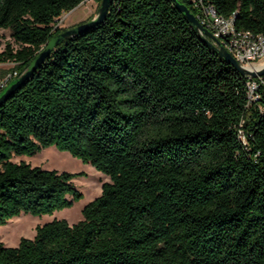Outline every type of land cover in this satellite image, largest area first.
<instances>
[{
  "label": "trees",
  "instance_id": "1",
  "mask_svg": "<svg viewBox=\"0 0 264 264\" xmlns=\"http://www.w3.org/2000/svg\"><path fill=\"white\" fill-rule=\"evenodd\" d=\"M83 1L0 0V63L22 75ZM176 2L264 36V0ZM261 77L248 101V78L171 0H110L100 23L59 42L0 104V226L82 196L80 173L14 157L54 147L108 182L80 221L0 241V264H264Z\"/></svg>",
  "mask_w": 264,
  "mask_h": 264
},
{
  "label": "rangeland",
  "instance_id": "2",
  "mask_svg": "<svg viewBox=\"0 0 264 264\" xmlns=\"http://www.w3.org/2000/svg\"><path fill=\"white\" fill-rule=\"evenodd\" d=\"M100 4L101 2L99 0H84L73 10L62 14L57 20L55 27L66 30L96 18ZM1 34V49H3L4 44L7 42L12 43V40L9 37L8 31H2ZM14 66L13 63L11 65H1L0 77L16 71ZM12 161H24L31 166H37L45 170L80 173L73 180V184L81 192L82 196L70 207L55 211L52 215L34 216L31 214H21L10 219L6 224L1 225L0 241L8 247H15L20 238L31 239L35 234V228L37 226H42L53 219H63L69 224L80 221L82 219V208L97 197L101 192V185L104 182H108V178L96 171L91 165L73 158L66 152L58 151L54 147L45 148L31 157H14Z\"/></svg>",
  "mask_w": 264,
  "mask_h": 264
},
{
  "label": "built area",
  "instance_id": "3",
  "mask_svg": "<svg viewBox=\"0 0 264 264\" xmlns=\"http://www.w3.org/2000/svg\"><path fill=\"white\" fill-rule=\"evenodd\" d=\"M196 19L210 33L211 39L206 37L210 43L217 50L228 52L240 68L249 72H257L264 67V36L255 35L249 31L236 30L232 17L219 16L211 7H202ZM198 33L205 37L200 31ZM17 77L16 71L1 76L0 93ZM246 77L249 80L246 84L247 98L248 101H254L257 98L258 83L250 76ZM257 78L259 83H263L261 76Z\"/></svg>",
  "mask_w": 264,
  "mask_h": 264
},
{
  "label": "water",
  "instance_id": "4",
  "mask_svg": "<svg viewBox=\"0 0 264 264\" xmlns=\"http://www.w3.org/2000/svg\"><path fill=\"white\" fill-rule=\"evenodd\" d=\"M172 2H174L176 8L183 13L186 18L188 19V21L194 26V28L197 31H200L201 33H203V35L207 38L211 39V35L210 33L204 29L198 22V20L196 19V17L189 12V10L182 4L176 2V0H171ZM110 0H101V4H100V9L99 12L96 16V18L89 20L83 24H79L75 27L66 29L58 34H56L55 36H53L45 45V47L38 53V55L34 58L33 62L31 63V65L29 66V68L22 74L20 75L13 83H11L10 85H8L3 92L0 94V104L10 95V93L12 91H14L25 79H27L31 73L36 69V67H38L43 61L44 59L48 56V54L51 52V50L53 49V47H55L59 42H61L62 40L80 34L84 31H86L87 29H89L91 26L96 25L98 23H100L106 14L108 5H109ZM204 38V40L209 43L211 46H213L208 40L207 38ZM214 47V46H213ZM215 48V47H214ZM218 54L220 55V57L229 65H231L236 71H238L241 75L244 76H250L251 78H256L258 76H262L264 75V67L257 71V72H249L246 71L242 68H240V66L237 64V62L232 58V56L226 52L225 50H217Z\"/></svg>",
  "mask_w": 264,
  "mask_h": 264
},
{
  "label": "crops",
  "instance_id": "5",
  "mask_svg": "<svg viewBox=\"0 0 264 264\" xmlns=\"http://www.w3.org/2000/svg\"><path fill=\"white\" fill-rule=\"evenodd\" d=\"M7 64L11 65L12 63H10V62L9 63H0V66L1 65H7Z\"/></svg>",
  "mask_w": 264,
  "mask_h": 264
}]
</instances>
